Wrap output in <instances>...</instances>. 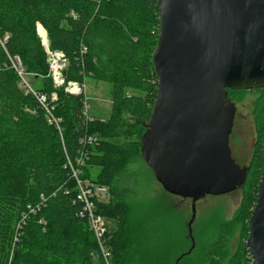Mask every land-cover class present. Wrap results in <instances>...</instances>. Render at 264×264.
<instances>
[{"label":"trees","instance_id":"obj_1","mask_svg":"<svg viewBox=\"0 0 264 264\" xmlns=\"http://www.w3.org/2000/svg\"><path fill=\"white\" fill-rule=\"evenodd\" d=\"M159 28L157 0H0V264H254L246 241L264 160V88L228 90L231 101L240 92L261 94L256 143L231 219L194 247L188 239L184 250L166 220L130 212V168L143 160L141 138L157 96ZM49 51L67 60L61 86L51 77ZM16 58L24 78L40 83L29 84L33 91ZM88 78L112 85L108 119L87 116L85 94L65 90L68 81ZM93 168L100 170L95 181ZM77 178L108 189L106 201H93L114 222L100 238L77 197Z\"/></svg>","mask_w":264,"mask_h":264},{"label":"water","instance_id":"obj_2","mask_svg":"<svg viewBox=\"0 0 264 264\" xmlns=\"http://www.w3.org/2000/svg\"><path fill=\"white\" fill-rule=\"evenodd\" d=\"M157 3V96L141 153L167 193L191 199L192 237L197 201L234 192L247 178L229 144L236 107L228 90L264 88V0ZM246 245L253 263L264 264V160Z\"/></svg>","mask_w":264,"mask_h":264},{"label":"rangeland","instance_id":"obj_3","mask_svg":"<svg viewBox=\"0 0 264 264\" xmlns=\"http://www.w3.org/2000/svg\"><path fill=\"white\" fill-rule=\"evenodd\" d=\"M27 82L35 87L40 85L31 75H25ZM112 85L106 81H96L88 78L85 84V98L89 115L100 120L108 119L112 112ZM232 101L236 106L237 119L235 121V135L231 139V147L233 157L237 163L245 165L249 162L253 142L255 139L254 116L253 112L259 105L261 94L259 92H240ZM127 120L130 119L126 116ZM121 139H116L120 141ZM98 168L91 169V176L97 180L99 173ZM132 172V187L136 193L131 196L132 203L129 205L130 212L136 218L150 213L154 220H166L169 230L177 233L178 241H176L181 249L189 247L187 240L192 243L202 242L209 236L217 223L221 220L231 219L242 197V190L238 189L229 194L220 196L208 195L196 203V216L191 225L192 237L189 235V222L192 218V201L167 193L163 187L157 182L152 170L147 166L144 159L137 164H133L130 168ZM91 183V182H90ZM94 191L97 193L93 196L102 200V203L108 198L109 192L105 187H100L95 183H91ZM103 217V216H102ZM105 223L112 225L114 222L106 219ZM107 264H111V260H105Z\"/></svg>","mask_w":264,"mask_h":264},{"label":"built area","instance_id":"obj_4","mask_svg":"<svg viewBox=\"0 0 264 264\" xmlns=\"http://www.w3.org/2000/svg\"><path fill=\"white\" fill-rule=\"evenodd\" d=\"M37 31L44 40V42L47 43L46 33L42 25L40 24L37 25ZM48 61L50 63V72L53 82L57 86L63 85L65 81L62 76V72L67 66V60L64 54L60 51H49ZM14 66L17 69L18 74L20 75L23 81V84H25L27 87L31 89L29 83L23 76V68L21 67V61L18 58H16ZM65 90L72 94L85 93V84H80L74 80H70L66 83ZM38 99L43 105L46 103V97L44 95H41L40 97L38 96ZM88 107L89 106L87 105V102H85L84 112L87 116L89 115ZM47 111L50 113L49 108H47ZM52 122H57V121L53 118ZM74 174L77 175V172H75ZM77 182H78L77 197L81 202L85 204V209L88 212V217L91 226L95 232V235L98 238H100V236L105 232L106 223L104 221V218L95 212L94 202L92 198L97 192L94 191L93 187H91V183L89 180H81L77 178ZM101 248L104 257L107 258L109 256L108 251L102 245Z\"/></svg>","mask_w":264,"mask_h":264},{"label":"flooded vegetation","instance_id":"obj_5","mask_svg":"<svg viewBox=\"0 0 264 264\" xmlns=\"http://www.w3.org/2000/svg\"><path fill=\"white\" fill-rule=\"evenodd\" d=\"M236 107V106H235ZM236 119H237V114H236V112H235V119H234V125H235V121H236ZM234 125H233V128H232V132H231V135H230V142H231V139H232V136H234L235 135V128L236 127H234ZM255 138H256V136H255ZM230 142H229V144H230ZM255 141L253 142V147H254V145H255ZM230 147H231V144H230ZM231 150H232V147H231ZM234 155V153H233V150H232V156ZM237 162V161H236ZM249 162H250V160H249ZM249 162L247 163V164H245V165H241L242 167H244V166H249ZM239 164V163H238Z\"/></svg>","mask_w":264,"mask_h":264}]
</instances>
